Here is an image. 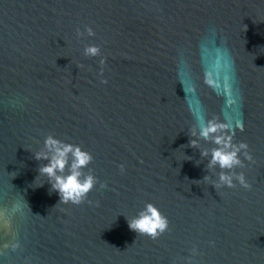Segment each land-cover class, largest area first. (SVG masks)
Wrapping results in <instances>:
<instances>
[{
    "label": "water",
    "instance_id": "water-1",
    "mask_svg": "<svg viewBox=\"0 0 264 264\" xmlns=\"http://www.w3.org/2000/svg\"><path fill=\"white\" fill-rule=\"evenodd\" d=\"M201 116L249 145L251 190L203 181L221 169L190 135ZM48 135L93 155L91 203L37 177ZM147 203L169 220L155 240L128 224ZM0 214V264H188L194 247V264H264V0H0Z\"/></svg>",
    "mask_w": 264,
    "mask_h": 264
},
{
    "label": "clouds",
    "instance_id": "clouds-1",
    "mask_svg": "<svg viewBox=\"0 0 264 264\" xmlns=\"http://www.w3.org/2000/svg\"><path fill=\"white\" fill-rule=\"evenodd\" d=\"M87 34L95 36V32L91 27H87ZM77 35L83 36L84 33L77 29ZM84 55L87 57H97L101 55V49L98 45L90 44L84 49ZM101 64V75L103 74V65L106 63V58L99 61ZM107 83V80H102ZM240 131H243V124L237 126ZM192 137L210 141L216 147L201 150V158H208L206 169L214 172L217 166L221 171L218 174V179H213L211 175H205L203 181H210L216 189L227 186L235 188L236 182L245 189L251 190L252 184L246 179L243 171L236 172L235 169L245 166L243 157L252 161L253 156L248 151L249 145L246 142H234L236 135V127L232 124L220 122L216 119H206L203 116L198 118V126L190 129ZM189 146L199 147V139H191ZM36 160H48L49 163L42 164L38 171L39 176L47 177V182L51 184L50 191L58 192L60 196L59 203L80 205L88 201V194L95 188L98 180L97 177L89 171L85 174L84 169L93 161V155L84 150L80 145L66 143L53 135H48L44 141L42 150L35 152ZM190 157L188 160H191ZM202 161H196L199 165ZM121 171H124V165H120ZM101 188H106V183L100 184ZM0 219H3V226L9 227L10 222L3 218L0 214ZM128 219V218H127ZM128 224L131 230L139 235H147L155 240L169 230V220L162 214L158 207L152 203H147L146 206L133 219H128ZM5 247H8L6 244ZM13 248L19 247V244L12 245ZM192 255L187 258L188 264H194L193 258L198 255V250L194 247Z\"/></svg>",
    "mask_w": 264,
    "mask_h": 264
}]
</instances>
